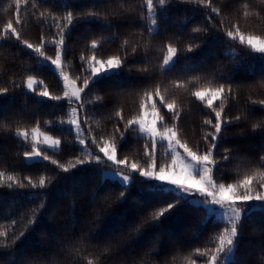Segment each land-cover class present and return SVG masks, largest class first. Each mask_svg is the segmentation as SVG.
I'll return each mask as SVG.
<instances>
[{
  "label": "trees",
  "instance_id": "16d2710c",
  "mask_svg": "<svg viewBox=\"0 0 264 264\" xmlns=\"http://www.w3.org/2000/svg\"><path fill=\"white\" fill-rule=\"evenodd\" d=\"M29 2L33 7H28L21 15L31 19L25 23L22 31L35 43L38 37L50 28L46 55H54V40L58 38L54 34L57 33V28L52 25L51 19L46 20L43 25L40 24L34 11H42L47 16L49 9H54L58 23L61 16L65 18L63 22L67 30L65 47L67 57L63 60V67L70 78H77L78 83L79 77L84 74V69L79 67L80 58L85 55L91 57V51L85 52V47H91L92 38L102 41L97 51L103 58L124 55L125 41H128L129 49L137 47L140 49L139 55L134 56L131 51L127 53V67L94 77L87 90L89 93L87 98L94 101L97 92L102 93L113 87L126 89L128 95L109 97L110 101L115 99L124 107L126 113L129 110L136 111L137 104L142 99L138 89L149 79L144 69L155 73L161 56L166 54L165 46L168 42L177 46L181 55L167 66L166 71L169 74L203 76L202 80L193 82L198 87H214L217 83L214 70L220 69L221 65L226 73L224 79L234 85L257 84L264 74V55L242 44L239 39L229 38L215 30L205 39L206 28L212 26L215 29L213 19H229L235 15L237 9H243L245 3L251 2L255 7L259 5L260 0H211L214 7L224 9L222 16L211 13L197 0H165L163 6H160L159 0H153L156 6L153 15L147 12V0H128L127 4L124 0H29ZM14 3L15 0H0V88L5 86L11 88L13 80L17 84L14 93L0 95V117L12 113L13 123L17 129L27 128L31 132L39 123L41 132H48L49 135L60 138L59 149L46 151L62 163L69 165L76 163L77 156L87 161V152L84 151L86 146L73 141L75 134L66 122L70 108L75 105L64 98L53 100L37 94L46 87L50 93L63 96L64 88L50 65L51 61L3 37L4 23L15 16ZM20 7L23 9L25 5L22 3ZM127 11L138 12L141 20L140 31L135 28L129 30L124 22H115V18H119ZM68 12L74 14L71 24L67 23ZM92 12H98L99 16L91 17ZM100 16L113 18V23H107L105 19L99 18ZM153 19L159 21L154 29L151 25ZM241 24L246 31L259 34L264 21L252 19L250 14L247 20L241 18ZM145 25L153 30L155 41L145 36L141 42L142 28ZM198 29L200 31H197ZM162 37L165 39L160 43ZM189 44L201 46L185 55V49ZM12 51L18 52L21 58L14 63L4 64L2 57L10 55ZM28 66L31 73L24 71ZM4 68L9 69L7 75L2 70ZM28 74L37 78L36 93L26 88ZM22 76L25 80L23 89L19 87ZM133 90H137V94L133 95ZM259 95L254 87L244 86L240 88L237 100L234 87L231 98L226 100V106L230 105L232 113L238 114L248 105L250 96L255 99ZM220 99L214 103L219 104ZM110 106V103H93L88 106V110L100 112L109 109ZM252 107L255 109L254 115L259 116L261 114L259 106ZM185 112L184 127L188 130L189 137L198 141V137L192 136V133L200 123L201 111L195 105L188 111V106L185 105ZM61 119L65 123H60ZM49 120L53 123L49 124ZM6 122L0 118V126ZM113 122L114 116L110 120H101L99 116H94L90 119L89 125L101 128L107 133L111 132ZM237 133L238 129L234 127L228 134L229 146L238 144L242 153L250 154H256L264 148V137L259 133L244 136ZM87 137L90 139L91 134H87ZM144 139V135L135 132H129L121 139L117 158L119 159L123 152L128 156V164L120 165L119 168L130 169L133 162L141 166L145 164V158L139 150L140 142ZM28 147L29 145L22 142L19 137L9 136L0 140V173H5L0 177V233L19 237L16 241V251H12L6 246V237L0 236V261L4 264H18L22 257L33 264H47V261L52 259L60 261L61 264H69L70 260L76 258L82 259L83 264H88L92 260L91 253L95 251L91 242L81 241L76 245L79 251L74 250L71 257L55 255L57 245L64 238L85 226V218L100 221L99 226L91 231L96 232L98 238L104 239L126 231L138 219L139 212L145 211L151 216L166 205L175 203L174 208L163 217H159L163 223L162 228L146 229L132 244L133 250L142 252L144 246L156 234H162L163 238L154 250L155 254L147 259L171 260L173 264H186L189 257H195L196 247L212 248L218 234L229 225L208 215L204 207L194 204L189 197L145 180L136 172L132 173L128 185L104 176L107 171L118 172L116 166L111 163L107 167L103 163L87 164L65 173L42 158L38 161H26L21 153ZM157 151L158 162L169 164L166 145L158 142ZM229 163L226 169H222L219 164L216 165V169L221 171L218 174L221 176L220 182L232 183L242 179L245 174V170L237 163ZM8 176H15L26 185L28 177H31L32 182L45 178L46 185L43 188H19L15 181L8 180ZM10 183L13 186L7 187ZM97 191L100 192L99 196L96 195ZM119 191H125L127 195L121 201L116 200ZM109 194L111 199L106 201L105 197ZM41 204L42 208L39 207ZM255 205L256 202H248L242 208L238 236L234 241L235 249L232 253L226 252L219 264H260V257L264 255V238L259 234L258 224L264 223V205L252 207ZM92 211L96 212V216L91 215ZM34 219L38 224L29 223ZM21 233L24 235L20 236ZM176 244L183 247L175 248Z\"/></svg>",
  "mask_w": 264,
  "mask_h": 264
},
{
  "label": "snow or ice",
  "instance_id": "6c2138e0",
  "mask_svg": "<svg viewBox=\"0 0 264 264\" xmlns=\"http://www.w3.org/2000/svg\"><path fill=\"white\" fill-rule=\"evenodd\" d=\"M125 4L128 0H124ZM198 3L204 4L211 13L217 16H222L224 9L214 7L211 0H197ZM24 4L22 9L20 6ZM160 6L165 4V0H159ZM28 7H33L29 0H15L13 11L14 18H9L4 23L2 32L3 37L7 40L19 43L27 49H31L40 57L46 58L59 69L63 76L64 89L63 96L50 93L47 88L41 89L37 94L41 97H49L53 100H61L67 98L70 104L75 107L70 108L68 113L67 123L74 128L75 135L73 141H79L81 145H85L84 151L87 152V161L80 156L75 157L76 163L71 165L62 163L59 159L49 155L46 149L58 148L61 146V139L56 136L49 135L48 132H41L40 124L37 123L29 132L27 128L17 129L13 123V114H6L0 117L7 122L0 126V140L6 139L9 136L19 137L22 142L29 145L27 150H23L21 155L25 159L40 157L45 161H50L62 172H69L78 166L87 164L103 163L105 167L108 164L116 166L117 171L122 176L123 181L131 182L133 172L139 174L145 180H155L162 185H174L183 193L189 195L203 196L210 203L223 206L229 209V225L223 228L217 236L216 242L212 248L196 247L195 257H189L186 264H219L224 254L232 253L235 249L234 241L238 236V228L240 227L241 212L244 205L248 202L264 203V148L256 154L242 153L238 144L228 145L227 137L231 130L235 127L238 129V135L244 136L252 133H259L264 137V74L262 79L257 84L250 85H234L229 80L224 79L226 73L220 69H215V77L217 83L214 87H198L193 82L200 81L204 77L195 74L189 76L181 74H169L166 71L175 58L181 55L180 50L173 43L168 42L165 46L166 54L161 56L160 62L157 64L155 73L145 68L144 72L149 77L147 83L138 89V94L142 99L137 104L136 111L129 110L125 112L124 107L120 106L115 99L109 100V97H119L121 94L128 95L126 89L113 87L105 92H97L94 101H90L88 97L89 85L98 74L109 71L111 69H119L128 66L127 53L135 55L140 54V49L128 47V41L124 42V55H111L107 58L99 56L97 48L102 43L101 40L92 38L90 40L91 47H85V52L91 51L92 55L89 58L87 55L80 58L79 67L84 69V74L79 77V83L76 77L70 78L65 73L63 60L67 57L65 52L66 47V26L64 17L58 23L55 19V10L49 9L47 16L42 11H34L40 24H44L46 20L51 19L52 25L57 28L58 36L54 40V55H46V47L48 43V30H45L37 41L33 43L27 38L22 29L25 23L31 17L21 15L22 11H27ZM139 7V6H138ZM156 6L153 0H147V12L153 15ZM264 21V0H260L259 5L253 6L251 2L245 3L243 9H237L234 16H230L226 20L213 19L215 29L208 26L205 30V39L213 31L224 33L232 39H239L242 44L250 46L252 50L264 55V26H262L259 34L248 32L241 24V18L247 20L250 17ZM83 15V14H82ZM90 16L95 18L99 16L98 12L90 13ZM74 14L67 13V23L71 24ZM109 24L113 23V18L100 16ZM124 22L129 30L135 28L141 30V20L138 12L127 11L119 18H115V22ZM159 23L158 20L151 21L154 29ZM221 25H223L221 27ZM197 31H200L199 29ZM151 37L155 41L153 30H150L147 25L142 28L141 42L144 37ZM164 37L160 43L164 42ZM199 44H189L185 49L184 54L193 52L199 48ZM150 47V45H149ZM147 54V53H145ZM18 52L12 51L10 55L6 54L2 57L3 63L15 62L20 59ZM7 75L9 69H2ZM25 73H31L29 66L25 67ZM37 78L34 75L26 76V87L28 90L36 93L35 84ZM24 77H21L19 87H24ZM247 86L255 88L260 95L253 99L248 98V105L238 114H233L231 106H226V100L231 98L233 88H236V99H239V90L241 87ZM17 88L16 81H12V87L7 86L0 88V95L15 92ZM133 95L137 94V90H133ZM223 97V99H220ZM220 99V103H214ZM93 103L105 104L110 103V108L105 111H89L88 106ZM185 105L188 106V111H191L192 106H197L201 111L200 123L196 125L192 136L198 137V141H194L189 137L188 130L184 127V117L186 115ZM258 105L260 115L255 116V109L252 107ZM94 116H99L101 120L112 119L114 122L111 132H105L98 127L89 125L90 119ZM65 123L63 119L59 121ZM53 123L52 120L48 121ZM246 125V127H245ZM129 132L137 134L143 133L145 139L140 142L139 150L145 158L143 166L137 163H131L130 169L127 167L121 169L120 165L128 164V156L122 152L121 157L117 158V150L121 139ZM91 134L90 139L87 134ZM31 137V139H29ZM160 141L167 142V156L170 159L168 163L160 164L159 152L157 145ZM46 146V147H42ZM89 147L91 151H89ZM229 162H235L245 170L242 179L235 180L232 183L220 182L221 176L218 175L221 171L216 169V165H221L222 169L229 166ZM5 173H0V177ZM9 181H15L19 188H43L46 185V179L41 178L38 182H32L31 177H28V184L21 183L15 176H8ZM10 183L7 187H12ZM97 196L100 192L97 191ZM125 191H119L116 194V200L121 201L126 197ZM111 195H106L105 200H110ZM175 203L166 205L159 212H154L148 216L145 211L138 213V219L131 224L126 231L108 238H98L91 229L97 228L100 224L98 220H88L85 218V226L74 231L71 235L64 238L55 250V255H63L71 257L72 252L79 251L76 245L81 241L91 242L95 251L91 253L92 260L88 264H173L171 260L154 261L147 257L154 255V250L159 245L163 238L162 234H156L143 248L142 252H137L132 249V244L138 236L146 229L157 227L162 228L163 223L159 217H163L172 208ZM39 207H43L41 204ZM35 215V213H34ZM92 216H96V212H91ZM30 224H38L37 220H32ZM257 227V225H253ZM259 234L264 238V223L258 224ZM21 233L20 236H23ZM0 236L6 237V246L12 251H16V241L18 236H8L7 233H0ZM182 245L176 244L175 248H181ZM175 248L173 250H175ZM143 257V258H142ZM0 264H4L0 261ZM18 264H33L32 261L25 258H20ZM47 264H61L60 261L52 259L48 260ZM69 264H83V260L76 258L69 261ZM260 264H264V255L260 257Z\"/></svg>",
  "mask_w": 264,
  "mask_h": 264
},
{
  "label": "rangeland",
  "instance_id": "374dc122",
  "mask_svg": "<svg viewBox=\"0 0 264 264\" xmlns=\"http://www.w3.org/2000/svg\"><path fill=\"white\" fill-rule=\"evenodd\" d=\"M50 65L53 68V70L55 71V73L59 76V78L61 80V83H62V86L64 88L63 76L60 74L59 69H57L56 66L54 64H52L51 62H50ZM168 66H170V65H168ZM116 70L117 69H111L109 71L100 73L97 76L102 75V74H106V73H109V72H112V71H116ZM28 91H31V90H28ZM64 99L67 100V98H64ZM67 125L69 127H71L72 130H73V132H74V128L72 127V125H70L68 123H67ZM74 134H75V132H74ZM141 134L144 135L143 133H141ZM30 139H31V137H30ZM160 142L161 143H164L166 145V148H167V142L166 141H160ZM76 143L78 145H81L78 140L76 141ZM81 146H84V145H81ZM42 147H46V146H42ZM47 149L57 150V149H59V147L58 148H50V147H48ZM40 159H41L40 157H36V158H32V159H26V161H28V162L38 161ZM169 165H170V162H169ZM104 176L105 177H108L110 179L116 180V181L120 182L123 185H128L130 183V182L123 181L122 176L119 174V172H116V171H107V172L104 173ZM149 181H153L157 185H162L158 181H155V180H149ZM162 186L165 187V188H170V189H172V190H174V191L182 194L183 196L189 197L190 200L194 204L201 205L202 207H204L208 215H211L216 220H220V221H223V222L229 224V209L224 208L223 206L214 205V204L210 203V201H208L207 199H205L203 196H200L199 194H197V195H189V194L183 193L181 190L177 189L174 185H166L165 184V185H162ZM259 203L260 202H256L257 205L252 206V207H260V206L264 205V203H260V204ZM241 215H242V212H241Z\"/></svg>",
  "mask_w": 264,
  "mask_h": 264
}]
</instances>
